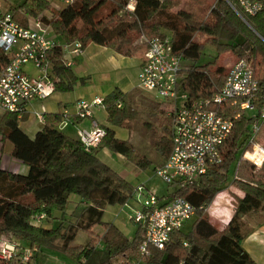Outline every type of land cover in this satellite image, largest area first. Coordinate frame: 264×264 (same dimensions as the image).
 Here are the masks:
<instances>
[{"label":"trees","instance_id":"1","mask_svg":"<svg viewBox=\"0 0 264 264\" xmlns=\"http://www.w3.org/2000/svg\"><path fill=\"white\" fill-rule=\"evenodd\" d=\"M132 12L126 9L129 0H75L55 12L51 20L41 18L49 25L58 42L78 41L84 49L89 43L107 47L123 57L143 58L147 41L170 33L175 54L193 63L183 68L181 87L192 99H205L218 91L225 75L213 67L218 54L229 50L239 59L253 63V75L258 89L252 99L256 115L241 114L234 119L235 108L225 104L218 110L233 120V128L221 146V162L211 167L196 181L183 187H174L171 197H182L192 204L195 215L188 230L172 232L163 250L148 247L147 255L138 254L144 239V229L137 225L131 239L126 238L114 225L102 222L106 205H124L133 197L134 188L98 157L100 149L122 155L139 169L152 162L138 156L126 142L115 137L114 127H122L130 117L127 94L113 90L102 98L106 113L105 135L95 149L86 150L77 138L58 129L61 113H44L39 131L29 138L19 128V115L4 113L0 118L2 142L11 145L10 156L26 167L25 174H13L0 169V236L12 235L22 247L56 248L78 256L79 264H256L243 249L241 241L249 232L247 220L264 222V162L257 167L241 158L243 150L255 144L264 145V120L258 112L264 101V0L261 10L246 18L247 25L232 11L224 0H213L208 8V19L199 18L193 7L178 6L177 0H134ZM203 1V0H202ZM110 5L106 16L97 14ZM50 8L43 0H22L11 10L12 17L26 26L19 13L37 17ZM19 11V12H18ZM196 33H202L213 51L212 60L196 65L200 50L193 48ZM50 65L54 91L69 92L87 78L77 77L65 65L60 46L46 54ZM8 57L0 51V69ZM120 103V107L117 104ZM170 119L165 134L153 146L165 159L171 149ZM257 131L252 134L251 127ZM233 166L231 185L241 195L235 199L231 218L221 230L202 218L206 208L225 187L229 169ZM71 195L78 197L81 210L67 213ZM44 215L40 225L32 223L36 215ZM73 217L68 219L66 217ZM261 219V220H260ZM56 222L55 226L48 223ZM99 229V230H96ZM79 231L90 235L85 246L71 248ZM56 242H59L56 245ZM57 249V248H56ZM0 264H38L36 253L27 263L19 259L2 260Z\"/></svg>","mask_w":264,"mask_h":264},{"label":"built area","instance_id":"2","mask_svg":"<svg viewBox=\"0 0 264 264\" xmlns=\"http://www.w3.org/2000/svg\"><path fill=\"white\" fill-rule=\"evenodd\" d=\"M43 1L66 6L75 0ZM224 1L247 26L246 18L257 14L262 7L257 0ZM134 6L135 1L129 0L126 9L132 12ZM27 21L26 26L19 24L13 19L11 12L3 11L0 7V51L8 57V63L0 69V111L19 116L27 104L42 101L54 92L55 81L50 77L47 52L60 46L62 59L70 67L71 61L64 57L77 56L83 51L78 41L60 44L50 26L45 25L41 18H28ZM182 60L181 55L174 52L171 35L155 36L147 41L137 77L138 89L152 93L166 102L171 149L168 157L154 167L153 171L166 184L177 187L196 181L221 162L220 149L233 128V120L225 117L218 107L229 104L235 108L237 112L234 119L241 114L247 115V112H256L252 99L258 89L250 63L239 59L229 69L218 91L205 99H192L181 87L184 68ZM26 66H30L35 73L26 71ZM74 107V117L91 119L89 129L76 130L77 140L86 150L97 148L105 130L92 117L95 108H103L102 98L78 100ZM117 107H120V103ZM62 114L61 125L64 126L72 115L67 110ZM36 116L40 122L43 121L42 113H36ZM258 116L260 120H264V101ZM257 128L253 125L251 133L254 134ZM243 157L259 167L264 162V147L253 145L252 150L245 152ZM136 193H140L143 198L132 220L144 229V239L138 247V254L143 256L148 254V247L163 250L171 233L180 230L190 221L196 209L182 197L168 195L160 198L145 191L142 186L134 188L133 196ZM43 220V214L36 215L32 218V223L40 225ZM6 236H0V259H19L22 263H27L36 248L22 247L12 235Z\"/></svg>","mask_w":264,"mask_h":264},{"label":"rangeland","instance_id":"3","mask_svg":"<svg viewBox=\"0 0 264 264\" xmlns=\"http://www.w3.org/2000/svg\"><path fill=\"white\" fill-rule=\"evenodd\" d=\"M7 1L9 3H14L16 0ZM7 1L0 0V3L3 5ZM20 1L22 0H19V2ZM177 1L179 4L173 9V11L182 9L184 7H193V9L196 10L198 17L201 19L203 18L204 20L208 19V8L212 7L214 4L213 0ZM62 7L63 6L60 5L50 4V8L40 12L37 17L29 16L24 12H20L19 15L22 18H25L26 22L28 18H44L46 20H51L54 18L55 12ZM109 9L110 5L108 4L107 6L103 7L97 15L100 17L106 16ZM162 32L164 34L170 35V33L167 31ZM192 46L193 48L200 50L199 59L195 62L196 65H204L212 60L213 51L210 48V44L206 42L205 35H203L202 33H196L192 40ZM81 54L82 52L78 55ZM237 60H239V57L233 55L229 50H225L217 55L213 70H216L217 74H223L226 76L231 66ZM248 62L250 63L251 67H254L253 63L250 60ZM192 63L193 62L188 59L182 60L184 68L188 65H191ZM90 65L93 66V64ZM96 77V74H93L86 85L77 86L74 91L75 96L81 94L83 96V99H87L86 96H88L90 91L93 89L91 88V85H101ZM136 85L137 82L134 81L133 87L135 88H132L127 93L126 98L127 107L129 108L131 114L130 117L125 120L122 127H114L112 129L114 130L115 137L117 139L126 141L138 156L147 158L152 162V164H150L145 169H139L128 162V160L122 155L110 152L106 149H100L98 157L104 164L109 166L113 171L124 178L133 188L142 186L145 191H148L149 193H152L160 198H165L170 193H172L174 187L166 184L154 174V167L159 166L163 162L164 158L160 153L154 150L153 145L158 140H161V138L165 134V127H167L166 120L167 118H169L168 109H166L167 105L163 99H160L152 93L138 89ZM102 114H104L103 111ZM247 115L254 116L256 115V112H247ZM95 118L97 121H101L98 116H96ZM259 146L264 147V145ZM252 147L243 150L241 154V158L243 160L249 162L243 157V154L247 151H251ZM233 166L234 164L229 169L225 187L230 185L233 179ZM220 196L222 195L218 193L211 204L206 208L205 212H202V218L204 217L205 219H209L208 215L211 210V212L214 211L217 200L220 198ZM142 198L143 196L140 193H136L133 198L129 199L124 205H106L103 209L102 222L114 225L123 233L126 238L131 239L137 229V225L133 222L132 218L135 211L139 209ZM81 207L82 205L80 204L78 197L75 195H71L69 198V203L67 205V213L69 214L74 212L75 214H78L81 210ZM66 218L71 220L74 219L70 216ZM191 220L183 226V231L188 230ZM55 225L56 222L48 223V226ZM6 237H8V235ZM89 241L90 235L86 232L79 231L76 234L74 241L70 244V247L74 250V248L76 247L85 246L89 243ZM58 244L59 242H56V245ZM56 248H36L35 253L36 256H38V264H79L78 256L70 255L64 251L58 250L57 246ZM32 249H35V247H33Z\"/></svg>","mask_w":264,"mask_h":264},{"label":"crops","instance_id":"4","mask_svg":"<svg viewBox=\"0 0 264 264\" xmlns=\"http://www.w3.org/2000/svg\"><path fill=\"white\" fill-rule=\"evenodd\" d=\"M18 3L19 0H16L14 3H9L7 1L3 5L0 3V6L3 11L11 12L10 9L16 7ZM26 25H28V21ZM56 40L59 41L58 38H56ZM59 43L63 44L61 42ZM64 58L71 61L72 65L70 68L77 77L87 78V82L84 85L88 83L93 74H96V79L101 85L95 84L94 86V84H92L91 88L93 89L90 91L89 95L86 96L87 99H83L81 94L75 96V88L77 86H84L77 84L69 92L54 91V94L42 101L36 100L27 104L24 111L19 116L20 120L18 126L29 138H33L43 124V122L38 120L36 113H42L43 116L44 113L61 114L64 110H67L69 115L72 116H69L68 123L64 126L60 124L58 129L67 136L76 138V130L78 128L89 129L91 119H78L73 116L75 113V102L78 100H91L95 97L103 98L113 90H118L127 94L132 88H135L133 87L134 81L137 82L138 73L143 62V58L123 57L107 47L99 46L94 43H89L83 49L81 55H68ZM90 64H93L94 67ZM25 70L29 73H35L30 66H26ZM42 108L44 109L43 112ZM101 109L104 114H102ZM3 114L4 112L0 111V118ZM96 116H98L101 121H97L95 118ZM92 118L96 120L101 127L107 125L106 113L102 107L93 110ZM10 149V143L6 141L2 142L0 137V169L13 174H25L27 172V167L21 161L10 156ZM219 194L223 197L220 196L219 199L217 198L215 209L213 212H211L212 210L210 211L208 215L209 219L207 220L214 227L221 230L224 224L231 218L235 199L239 197L241 193L230 184L220 191ZM247 226L249 227V232L241 241V245L256 264H264V222L257 224L254 220H247Z\"/></svg>","mask_w":264,"mask_h":264}]
</instances>
